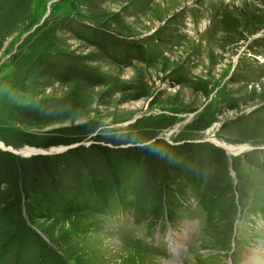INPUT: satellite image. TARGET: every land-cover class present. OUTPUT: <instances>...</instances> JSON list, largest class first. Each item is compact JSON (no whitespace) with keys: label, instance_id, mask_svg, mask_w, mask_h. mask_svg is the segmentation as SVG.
<instances>
[{"label":"rangeland","instance_id":"rangeland-1","mask_svg":"<svg viewBox=\"0 0 264 264\" xmlns=\"http://www.w3.org/2000/svg\"><path fill=\"white\" fill-rule=\"evenodd\" d=\"M0 144V264H264V0H0Z\"/></svg>","mask_w":264,"mask_h":264},{"label":"bare ground","instance_id":"bare-ground-1","mask_svg":"<svg viewBox=\"0 0 264 264\" xmlns=\"http://www.w3.org/2000/svg\"><path fill=\"white\" fill-rule=\"evenodd\" d=\"M220 145H223L227 151H228V154H239L240 152H242L243 150L245 149H248L247 146H241V145H236V146H233L231 144H227V143H223V142H218ZM0 147L3 148V145L0 144ZM5 148V147H4ZM9 149V148H8ZM63 150L62 148H57V149H54L53 151L54 152H59ZM14 151V150H12ZM15 153H19V154H22V155H33V154H40V153H46L44 151H41V150H37V149H31V148H25V149H22L20 151H14ZM177 250V247H174V251L176 252ZM163 264H174L173 261H162Z\"/></svg>","mask_w":264,"mask_h":264}]
</instances>
